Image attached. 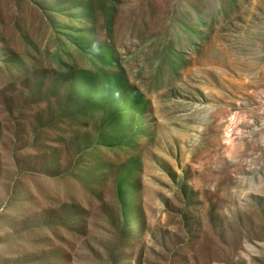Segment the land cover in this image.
<instances>
[{"label": "rangeland", "instance_id": "rangeland-1", "mask_svg": "<svg viewBox=\"0 0 264 264\" xmlns=\"http://www.w3.org/2000/svg\"><path fill=\"white\" fill-rule=\"evenodd\" d=\"M0 264H264V0H0Z\"/></svg>", "mask_w": 264, "mask_h": 264}]
</instances>
